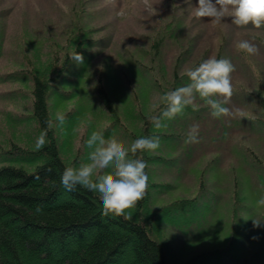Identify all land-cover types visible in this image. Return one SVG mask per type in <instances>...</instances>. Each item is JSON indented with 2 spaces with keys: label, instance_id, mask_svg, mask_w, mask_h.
Here are the masks:
<instances>
[{
  "label": "trees",
  "instance_id": "16d2710c",
  "mask_svg": "<svg viewBox=\"0 0 264 264\" xmlns=\"http://www.w3.org/2000/svg\"><path fill=\"white\" fill-rule=\"evenodd\" d=\"M185 4L183 17L176 7L170 16L140 21V30L123 29V38L117 20L104 21L106 6L54 12L56 5L48 3L46 15L25 20L10 58L3 47L10 12L0 8V62L10 63L0 69V101L7 109L4 123L20 129L19 136L11 130L12 136H0V264H171L156 225L173 224L199 239L222 215L230 222V242L183 264H264V220L261 227L252 223L264 219V205L257 203L264 197V27H237L229 19L230 42L220 41L223 34L209 39L207 18L195 19ZM31 19L37 22L29 24ZM234 34L258 45L259 53L231 49ZM76 52L83 63L71 59ZM213 56L235 65L227 106L236 115L213 118L197 97L195 108L155 128L148 116L159 97L189 83L182 73ZM57 111L65 115L64 125L49 130L48 142L35 151L36 138ZM194 123L200 142L186 143ZM92 131L126 145L159 136V149L138 153L148 162L146 171L150 176L151 167L158 168L157 177L177 179L193 195L152 211L149 180L145 198L128 210L130 220L103 216L97 193L81 186L67 191L60 182L65 167L74 165L68 149L78 138L88 154Z\"/></svg>",
  "mask_w": 264,
  "mask_h": 264
},
{
  "label": "clouds",
  "instance_id": "9594fccd",
  "mask_svg": "<svg viewBox=\"0 0 264 264\" xmlns=\"http://www.w3.org/2000/svg\"><path fill=\"white\" fill-rule=\"evenodd\" d=\"M185 2L197 20L210 18L213 24H220L229 18L237 27H264V0H198L194 9L192 0ZM236 48L248 55L259 53L258 45L249 40H240ZM70 57L77 63L84 61L83 55L78 52ZM235 71V65L229 59L213 56L203 60L198 66L182 73L188 77L189 83L159 97V104L153 106L155 114L148 116L149 122L157 129L166 127L164 121L174 119L188 106L195 108L197 97L208 106L213 118L236 115L237 110L227 106L234 95L232 73ZM65 119V115L59 111L54 117L50 114L46 121L47 127L35 140V151L41 150L48 142V131L57 126L62 127ZM199 131L198 123L190 125L185 142L199 143ZM85 145L89 149L87 159L78 166H66L60 177L61 185L67 191L81 186L97 193L102 202L103 216H122L130 220L132 214L128 210L145 198L149 188V174L146 171L149 165L138 153L159 149L160 137L142 136L126 145L115 135L106 138L103 131H92ZM35 179L39 180L40 177L36 176ZM257 203L264 205V197ZM41 211L42 207L37 206L36 212ZM262 220L252 218L253 226L261 227Z\"/></svg>",
  "mask_w": 264,
  "mask_h": 264
},
{
  "label": "rangeland",
  "instance_id": "374dc122",
  "mask_svg": "<svg viewBox=\"0 0 264 264\" xmlns=\"http://www.w3.org/2000/svg\"><path fill=\"white\" fill-rule=\"evenodd\" d=\"M185 0H96L93 4H86L85 0H0V8H4L10 12L6 19V30L4 28V43L3 47L6 53V57L10 58V51L16 47V43L19 39H16V36L22 34V29L25 24V20L31 17L35 13H40L46 15L48 3L56 5L53 11H69L71 9H91L94 10L102 6H106L109 13H104V21L117 20L120 25L116 27L122 29L123 38L125 32L123 29L128 30L129 28H134L136 31L140 30V21H145L149 17H161V16H170L175 12V8H178L177 12H180V16H184L185 8L182 7ZM193 4H198V0H192ZM187 5V4H185ZM183 14V15H182ZM192 14V13H191ZM186 15V14H185ZM144 19V20H142ZM206 37L209 39L219 38L222 34L220 41L228 39L227 44L232 38L233 28L230 25L229 18H226L220 24H213L210 21V18H207ZM32 22H37L35 19H31L29 24ZM45 24L44 22H42ZM49 24V23H48ZM211 32V33H210ZM260 35V34H259ZM213 36V37H212ZM118 39L123 40L118 34ZM240 40H247V37L244 35H233L232 42L230 43L231 49L236 48V43ZM28 42V41H26ZM9 59H2L0 62L1 71L2 68H7L10 63ZM237 64V63H236ZM7 109L3 108V104L0 101V136L12 132L14 135L19 136L18 127H12L4 123L5 114ZM9 112V111H8ZM13 112V109L12 111ZM105 121L101 120V123H98L96 129L104 124ZM9 129V130H8ZM12 132H11V131ZM20 130V129H19ZM123 140V138H121ZM124 141V140H123ZM258 140L255 139V143ZM67 145H64V148ZM86 151L89 149L85 146ZM76 151H78L76 153ZM70 159V163L74 165H79L82 160L87 159V154L84 152V144L82 141H78L71 145V149H68L66 155ZM151 173L149 180L152 182V190L148 192L149 195V206L154 211L156 208L163 206L175 199L180 198L183 195L189 194L191 189L186 188V186H179L177 179L171 178L165 179L157 177L159 170L158 168L151 167ZM192 180H186L185 183H191ZM173 182H175L173 185ZM158 189L160 191H158ZM129 209V210H133ZM196 217V216H195ZM199 218L196 223H198ZM154 224V223H153ZM160 228H156V234L161 239L166 252L168 254L171 264H183L195 253L206 251L209 249H214L215 247H221L230 242L229 240V231H230V222H228L225 216L222 215V218L219 222H215V225L211 227V230L204 233L201 238L196 239L195 236H191V233L184 232L180 228L171 224L167 226L165 223L156 225ZM247 254V252H242Z\"/></svg>",
  "mask_w": 264,
  "mask_h": 264
}]
</instances>
